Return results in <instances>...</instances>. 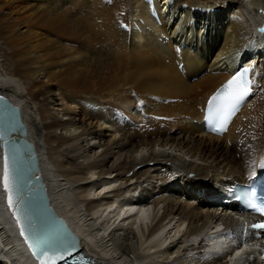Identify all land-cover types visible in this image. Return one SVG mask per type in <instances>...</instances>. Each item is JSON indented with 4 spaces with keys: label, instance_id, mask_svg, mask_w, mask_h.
<instances>
[{
    "label": "bare ground",
    "instance_id": "bare-ground-1",
    "mask_svg": "<svg viewBox=\"0 0 264 264\" xmlns=\"http://www.w3.org/2000/svg\"><path fill=\"white\" fill-rule=\"evenodd\" d=\"M263 20L264 0H0V95L92 264H258L253 245L227 263L207 244L223 254L230 241L212 233L239 238L223 188L264 153ZM239 56L253 91L221 136L204 133V99ZM38 213L54 248L71 240ZM31 250L0 186V264H37Z\"/></svg>",
    "mask_w": 264,
    "mask_h": 264
},
{
    "label": "water",
    "instance_id": "water-1",
    "mask_svg": "<svg viewBox=\"0 0 264 264\" xmlns=\"http://www.w3.org/2000/svg\"><path fill=\"white\" fill-rule=\"evenodd\" d=\"M0 132L3 133V139H0V152H1V174H0V186L4 192V204L7 211L15 224L17 233L19 236L21 232V225H24L25 235L22 236L29 246V242L25 239V236L30 235V229L25 219V205L27 206V212L31 215L33 222L38 218V211H42L45 215L55 222L61 229L67 234L72 243L76 246V251L73 254L80 253L77 245V239L75 235L66 226L65 222L56 215L46 196V192L42 181L37 173L38 165L36 162L35 153L32 145L29 142L26 135V128L20 118V113L17 106L13 105L7 98L0 95ZM9 151L11 157L13 151L16 156V167L14 175L21 186V192L23 194L24 204H18L17 193L13 192V204L9 206L8 192L3 186V157L5 150ZM19 216V222L17 217ZM30 247V246H29ZM31 249H33L31 247ZM34 255L37 253L31 250ZM38 256V255H37ZM36 258V257H35ZM39 258V257H38ZM38 262L41 260L37 259Z\"/></svg>",
    "mask_w": 264,
    "mask_h": 264
},
{
    "label": "snow or ice",
    "instance_id": "snow-or-ice-1",
    "mask_svg": "<svg viewBox=\"0 0 264 264\" xmlns=\"http://www.w3.org/2000/svg\"><path fill=\"white\" fill-rule=\"evenodd\" d=\"M250 71L245 67L242 71L235 73L230 80H228L218 93L212 97L210 104H215L218 112H227L230 114L238 105L246 100V98L252 93L253 88L251 82L245 79V75ZM223 93V94H221ZM0 139H3V133L0 132ZM16 167V156L13 151L11 157L9 151L6 149L3 157V186L8 192L9 206L13 204V192L15 191L18 196L17 203L24 204L23 194L21 192V186L16 179L14 172ZM259 167L264 169V160L261 161ZM255 176V172L253 173ZM25 219L28 223L31 232L30 247L37 250L39 257L41 258V264H73V253L76 251V246L71 240L62 241L60 247H53L47 237L38 232L35 229L33 219L27 212V206L25 205ZM19 216L17 220L19 222ZM253 228L264 229V223H257L252 225ZM22 236L25 235L24 225H21ZM25 239H29L25 236Z\"/></svg>",
    "mask_w": 264,
    "mask_h": 264
},
{
    "label": "rangeland",
    "instance_id": "rangeland-1",
    "mask_svg": "<svg viewBox=\"0 0 264 264\" xmlns=\"http://www.w3.org/2000/svg\"><path fill=\"white\" fill-rule=\"evenodd\" d=\"M5 45V44H4ZM3 45V42L0 40V54L1 55V58H0V74L3 73L5 71V68L4 67H8L9 65V62H8V57H7V51H6V46ZM7 63V64H6ZM4 64V65H3ZM4 70V71H3ZM3 71V72H2ZM56 108V106L54 107ZM92 140V139H91ZM94 141V139L92 140ZM95 143V142H94ZM176 237V236H175Z\"/></svg>",
    "mask_w": 264,
    "mask_h": 264
}]
</instances>
